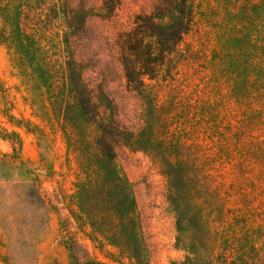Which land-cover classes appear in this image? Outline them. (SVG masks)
Listing matches in <instances>:
<instances>
[{"label": "rangeland", "instance_id": "374dc122", "mask_svg": "<svg viewBox=\"0 0 264 264\" xmlns=\"http://www.w3.org/2000/svg\"><path fill=\"white\" fill-rule=\"evenodd\" d=\"M158 1L24 0L8 41L0 18V264H264V0H192L176 68L137 92L123 35ZM99 125L139 261L76 218Z\"/></svg>", "mask_w": 264, "mask_h": 264}, {"label": "trees", "instance_id": "16d2710c", "mask_svg": "<svg viewBox=\"0 0 264 264\" xmlns=\"http://www.w3.org/2000/svg\"><path fill=\"white\" fill-rule=\"evenodd\" d=\"M23 2L24 0H0L2 39L5 41L10 39V35L6 34L13 21V12ZM192 24V0H159L150 16H139L135 28L123 35V64L127 86L141 92L145 86V78H169L176 68L177 48L191 30ZM74 91L79 96L78 104L85 110L83 91L78 88ZM92 122L95 123V120ZM104 128L98 126L101 135L95 141L100 151L93 156L97 170L88 175L74 195L79 207L76 218L91 227L90 238L93 242L112 245L130 259L139 261L140 247L132 189L117 170L112 143L102 134ZM107 128L119 133L113 127ZM73 259L76 261L75 257Z\"/></svg>", "mask_w": 264, "mask_h": 264}]
</instances>
